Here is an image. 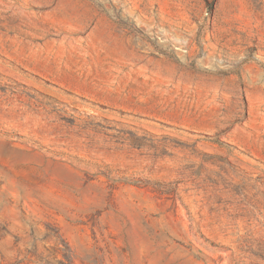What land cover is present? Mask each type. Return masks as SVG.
Segmentation results:
<instances>
[{"label": "rangeland", "instance_id": "1", "mask_svg": "<svg viewBox=\"0 0 264 264\" xmlns=\"http://www.w3.org/2000/svg\"><path fill=\"white\" fill-rule=\"evenodd\" d=\"M63 254L264 264V0H0V264Z\"/></svg>", "mask_w": 264, "mask_h": 264}, {"label": "trees", "instance_id": "2", "mask_svg": "<svg viewBox=\"0 0 264 264\" xmlns=\"http://www.w3.org/2000/svg\"><path fill=\"white\" fill-rule=\"evenodd\" d=\"M61 242L65 244L64 241L61 240ZM33 246L37 249V245L36 244H34ZM65 246L68 249V246L66 244H65ZM63 257H64V261L63 262L60 261L61 264H74L71 254L70 255L63 254Z\"/></svg>", "mask_w": 264, "mask_h": 264}]
</instances>
